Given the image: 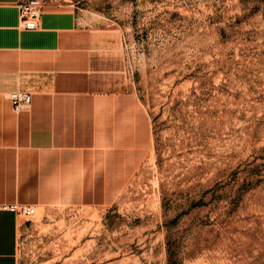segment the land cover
Masks as SVG:
<instances>
[{
  "label": "rangeland",
  "instance_id": "rangeland-1",
  "mask_svg": "<svg viewBox=\"0 0 264 264\" xmlns=\"http://www.w3.org/2000/svg\"><path fill=\"white\" fill-rule=\"evenodd\" d=\"M53 1L145 124L109 201L19 215L18 264H264V0Z\"/></svg>",
  "mask_w": 264,
  "mask_h": 264
},
{
  "label": "crops",
  "instance_id": "crops-1",
  "mask_svg": "<svg viewBox=\"0 0 264 264\" xmlns=\"http://www.w3.org/2000/svg\"><path fill=\"white\" fill-rule=\"evenodd\" d=\"M20 1L0 0V264H18L21 227L2 205L109 201L145 124L111 73V31L53 0L25 30ZM11 91L29 93V107L13 112Z\"/></svg>",
  "mask_w": 264,
  "mask_h": 264
},
{
  "label": "built area",
  "instance_id": "built-area-1",
  "mask_svg": "<svg viewBox=\"0 0 264 264\" xmlns=\"http://www.w3.org/2000/svg\"><path fill=\"white\" fill-rule=\"evenodd\" d=\"M45 0H22L18 3L21 27L25 30H35L41 15ZM12 110L19 113L31 104V95L21 91H11L7 95ZM2 209L12 211L24 217L35 214V207L29 204L9 203L1 206Z\"/></svg>",
  "mask_w": 264,
  "mask_h": 264
}]
</instances>
